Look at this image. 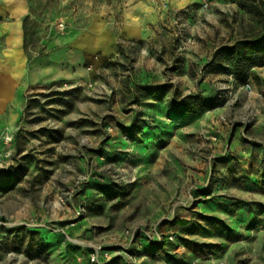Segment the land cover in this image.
<instances>
[{
  "label": "rangeland",
  "instance_id": "obj_1",
  "mask_svg": "<svg viewBox=\"0 0 264 264\" xmlns=\"http://www.w3.org/2000/svg\"><path fill=\"white\" fill-rule=\"evenodd\" d=\"M28 2L26 48L65 39L69 73L0 128V264H179L194 241L196 264H264V64L225 53L264 0Z\"/></svg>",
  "mask_w": 264,
  "mask_h": 264
},
{
  "label": "crops",
  "instance_id": "obj_2",
  "mask_svg": "<svg viewBox=\"0 0 264 264\" xmlns=\"http://www.w3.org/2000/svg\"><path fill=\"white\" fill-rule=\"evenodd\" d=\"M28 13V0H0V128L4 126L6 118L10 124L14 123L13 119L17 115L15 109L19 107L25 93L36 83L59 80L69 73L66 67L58 65L54 55L48 54L52 50L70 46V43L65 39H56L45 44L35 45V49L38 48L42 51L46 48L43 51L44 55L28 51L24 42V21ZM82 50L83 47H80V51ZM59 66L60 69H58ZM259 152L261 157H264L262 155L264 152ZM261 162H264V159H261ZM176 221L180 223L183 220L177 219ZM190 243L192 245L189 246L188 255L180 259L179 264L200 262L202 253L200 250L214 246L201 241ZM132 251L134 254L150 255L146 251V247L139 248L133 245Z\"/></svg>",
  "mask_w": 264,
  "mask_h": 264
},
{
  "label": "trees",
  "instance_id": "obj_3",
  "mask_svg": "<svg viewBox=\"0 0 264 264\" xmlns=\"http://www.w3.org/2000/svg\"><path fill=\"white\" fill-rule=\"evenodd\" d=\"M225 53L232 64L231 73L245 75L250 68L264 64V33L256 38L237 40ZM190 108V105H181L184 112H189Z\"/></svg>",
  "mask_w": 264,
  "mask_h": 264
},
{
  "label": "built area",
  "instance_id": "obj_4",
  "mask_svg": "<svg viewBox=\"0 0 264 264\" xmlns=\"http://www.w3.org/2000/svg\"><path fill=\"white\" fill-rule=\"evenodd\" d=\"M160 242L158 244H160ZM88 258L90 262L92 263L97 262L99 264V262L97 261L98 260V250H95L94 252H91L90 254H88ZM217 264H225V263L223 261H218Z\"/></svg>",
  "mask_w": 264,
  "mask_h": 264
}]
</instances>
